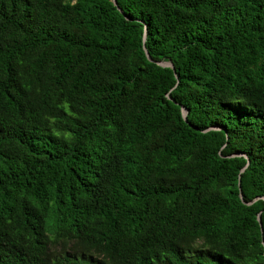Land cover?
<instances>
[{
	"label": "trees",
	"instance_id": "trees-1",
	"mask_svg": "<svg viewBox=\"0 0 264 264\" xmlns=\"http://www.w3.org/2000/svg\"><path fill=\"white\" fill-rule=\"evenodd\" d=\"M117 2L0 0V264H264V0Z\"/></svg>",
	"mask_w": 264,
	"mask_h": 264
},
{
	"label": "water",
	"instance_id": "water-1",
	"mask_svg": "<svg viewBox=\"0 0 264 264\" xmlns=\"http://www.w3.org/2000/svg\"><path fill=\"white\" fill-rule=\"evenodd\" d=\"M113 3L115 4V6L118 7V2L117 0H113ZM119 8V7H118ZM119 10L122 12V10L119 8ZM123 13V12H122ZM146 33H148V30H146ZM146 39H147V34H146V37H145V45H144V50H145V53L149 59V61H151L152 63H156L158 64L159 66L163 67V68H171L173 69L174 71H176L175 69V66L173 63L171 62H157L155 60H153V58L151 57L150 53H149V50L146 46ZM182 111H183V117L185 119V121L188 123V114H189V111L186 110L184 107L182 108ZM212 129H217V128H212ZM211 130V129H210ZM240 156V155H239ZM248 158V157H247ZM247 169V167L243 170V173L245 172V170ZM240 191H241V199L244 203H246L247 205H252L254 202L258 201L259 199H256L253 203H247L245 200H244V196H243V191H242V188H241V181H240ZM261 199V198H260ZM259 223L262 227V230H263V222H262V217L261 215H259ZM264 231V230H263ZM264 243V241H263Z\"/></svg>",
	"mask_w": 264,
	"mask_h": 264
}]
</instances>
